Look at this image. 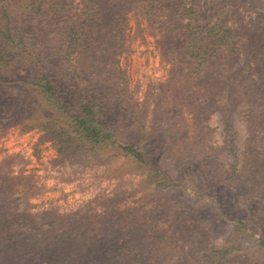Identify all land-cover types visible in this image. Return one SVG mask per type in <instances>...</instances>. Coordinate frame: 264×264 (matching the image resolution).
I'll return each mask as SVG.
<instances>
[{"label": "rangeland", "instance_id": "obj_1", "mask_svg": "<svg viewBox=\"0 0 264 264\" xmlns=\"http://www.w3.org/2000/svg\"><path fill=\"white\" fill-rule=\"evenodd\" d=\"M24 1L0 0L12 30L35 21L23 8ZM125 1L113 8L111 0L101 1L112 15L126 19L121 26L123 42L111 50L115 71L103 86L111 90L114 81L123 83L120 99L132 111L124 129L146 148L150 162H127L122 154L107 149L97 158L62 159L43 130L15 124L0 129V175L10 178L14 188L6 202L36 222L42 230L32 231V236L41 242L52 237L70 243L81 237L119 241L121 248H129L149 241L156 250L151 254L164 260L161 264H212L207 258L214 250L228 248V264H264V250L257 244L264 222L261 228H244L236 220L248 214L258 188L264 190V128L256 124L262 107L250 103L252 94H264V76L260 85L250 86L243 83L247 69H239L249 51L254 52L247 65L264 62V49L258 51L259 44L249 41L239 58L221 51L210 54L206 69L196 75L194 65L187 67L180 53L191 54L190 38L183 35L180 47L173 38L174 20L147 21L140 6ZM184 1L195 10L184 12V21L189 15L207 20L216 12L230 13L228 7L235 4V0ZM242 1L238 9L243 19L264 25V1ZM79 6L78 1L69 5L74 12ZM210 49L215 53L216 47ZM118 110L114 105L111 112ZM160 170L177 182L174 189L160 178ZM208 174L211 177H205ZM157 183L166 187L156 188ZM222 191L226 194L220 198ZM214 199L230 218L216 214ZM78 212L88 215L70 220L69 225L79 226L83 234L66 232V222H59L55 231L46 226L51 219L56 223L62 215ZM99 225L103 228L93 232ZM171 245L174 249L164 256L162 247ZM136 258L144 264V259Z\"/></svg>", "mask_w": 264, "mask_h": 264}, {"label": "trees", "instance_id": "obj_2", "mask_svg": "<svg viewBox=\"0 0 264 264\" xmlns=\"http://www.w3.org/2000/svg\"><path fill=\"white\" fill-rule=\"evenodd\" d=\"M74 1L80 5L77 12L69 7ZM101 1L25 0L22 6L35 21L30 26L13 30L9 26V14L0 7V129L15 124L26 128L38 127L54 142L62 159L74 156L97 158L103 149H107L115 155L122 154L127 162L137 161L148 165L150 160L146 148L144 150L139 146L137 137L128 134L131 130L128 132L124 129L132 111H129L127 101L120 99L124 97L121 91L123 83L114 81L111 90L103 86V82L111 79L109 76L115 71L111 50L123 42L121 26H124L126 19L119 14L112 15L110 7L101 4ZM124 2L127 1L111 0L112 8ZM129 2L140 6L147 21L157 20L164 24L170 19L174 20L172 32L177 43L184 38L183 35L190 38L187 45L192 48L191 54L186 57L182 51L180 53L185 56L183 61L187 67L194 65L196 75L206 69L210 54L221 51L239 58L242 47L249 41L259 44L258 51L264 49V44H260L264 38H259L260 35L264 37V25L259 24L260 20L243 19L238 9L239 4H244L242 0H235V4L228 7L230 13L225 10L219 14L216 12L214 18L207 20L189 15L187 21H184V12L193 14L195 10L184 0ZM51 40L54 42L49 43ZM211 46L216 47L215 53L213 49L211 51ZM253 52L249 51L247 57L250 58ZM248 58L246 64L239 67L247 69L248 76L243 77V83L260 85L264 76L261 74L264 62L247 65ZM250 98V103L262 107L259 109L261 112L257 113L256 124L264 128V94H252ZM114 105L119 107L115 113L111 112ZM160 157L166 160L164 154ZM255 165L257 169L261 168L257 162ZM158 173L171 189L178 185L161 170ZM9 179L0 175V264H139L136 257L144 259V264H161L164 261L151 254L156 250L149 241L121 248L119 241H90L81 237L70 243L52 237L45 242L35 240L32 231L42 229L32 218L19 215L15 212L16 207H10V202H6L14 191ZM165 187L160 183L156 185V188ZM257 191L248 214L236 219L240 227L254 225L261 228L264 222V190L258 188ZM225 194L222 191L220 198ZM213 202L216 214L226 219L231 217L217 199ZM173 208H169L170 211ZM87 215L68 213L56 223L51 219L46 226L55 231L59 222H66V232L76 230L83 234L79 226H70L69 221H79ZM246 219L248 222H245ZM95 228L98 229L93 232L103 226ZM257 244L264 250L263 231L257 237ZM166 246L162 247L164 256L174 249L172 245ZM227 249H215L207 260L212 264H228L230 252Z\"/></svg>", "mask_w": 264, "mask_h": 264}]
</instances>
